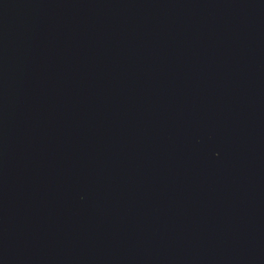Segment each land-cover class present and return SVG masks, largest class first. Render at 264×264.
I'll return each mask as SVG.
<instances>
[{
    "label": "water",
    "instance_id": "water-1",
    "mask_svg": "<svg viewBox=\"0 0 264 264\" xmlns=\"http://www.w3.org/2000/svg\"><path fill=\"white\" fill-rule=\"evenodd\" d=\"M0 264H264V0H0Z\"/></svg>",
    "mask_w": 264,
    "mask_h": 264
}]
</instances>
